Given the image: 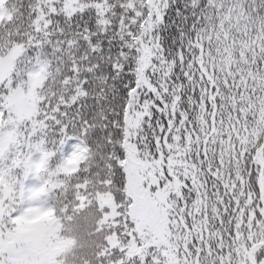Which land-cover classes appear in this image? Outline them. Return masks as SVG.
Here are the masks:
<instances>
[{"label":"snow or ice","instance_id":"snow-or-ice-1","mask_svg":"<svg viewBox=\"0 0 264 264\" xmlns=\"http://www.w3.org/2000/svg\"><path fill=\"white\" fill-rule=\"evenodd\" d=\"M0 264H264V0H0Z\"/></svg>","mask_w":264,"mask_h":264}]
</instances>
